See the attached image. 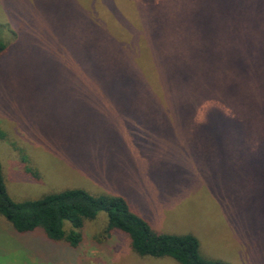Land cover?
I'll return each mask as SVG.
<instances>
[{"label": "rangeland", "instance_id": "rangeland-1", "mask_svg": "<svg viewBox=\"0 0 264 264\" xmlns=\"http://www.w3.org/2000/svg\"><path fill=\"white\" fill-rule=\"evenodd\" d=\"M139 1L150 12L162 0H0V163L9 195L25 201L82 188L120 196L156 232L197 236L205 257L264 264L263 122L218 129L232 108L214 96L128 95L152 57L128 53L146 61L107 66L100 36L105 22L130 41L143 21ZM228 2L240 5L264 52V0ZM64 228L80 234L77 244L41 227L18 232L0 214V264H180L138 253L106 211Z\"/></svg>", "mask_w": 264, "mask_h": 264}, {"label": "trees", "instance_id": "trees-1", "mask_svg": "<svg viewBox=\"0 0 264 264\" xmlns=\"http://www.w3.org/2000/svg\"><path fill=\"white\" fill-rule=\"evenodd\" d=\"M140 2L137 7L143 21L135 31L136 40L132 37L122 43L105 22L100 36L107 66L146 61L128 53L149 52L152 57L153 67L150 63L145 73L136 75L138 81L128 95L195 101L214 96L232 108L230 114L221 112L226 121L218 122V129L242 131L261 122L264 128V52L257 34L247 27L240 5H231L228 0H162L160 4L152 1L149 12ZM122 23L133 27L126 19ZM87 37L89 46H96L95 35L88 33ZM5 48L0 44V53ZM152 81H158L159 86ZM100 211L107 212L112 228L130 235L132 246L142 255L170 256L180 264H226L205 257L199 238L193 234L156 232L120 196H95L86 189L73 188L35 200L14 201L0 163V214L18 232L41 227L51 239L66 238L75 245L81 236L76 231L67 234L65 222L80 228Z\"/></svg>", "mask_w": 264, "mask_h": 264}]
</instances>
